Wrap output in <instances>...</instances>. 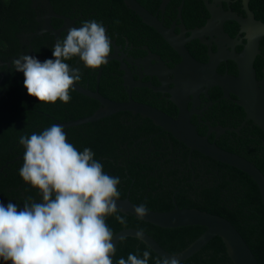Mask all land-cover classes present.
Instances as JSON below:
<instances>
[{
    "label": "trees",
    "instance_id": "1",
    "mask_svg": "<svg viewBox=\"0 0 264 264\" xmlns=\"http://www.w3.org/2000/svg\"><path fill=\"white\" fill-rule=\"evenodd\" d=\"M72 1L51 0V3L56 12L68 15ZM105 1L107 0H102L103 4ZM110 1L115 2L117 8H121L118 9L116 17L122 16L123 10H128L139 22H142L138 15L126 7L123 0ZM138 1L151 12L158 5L152 6L148 4L147 0ZM190 1L185 0L184 16L187 14L193 16L194 14L192 11H187ZM179 3L180 0H172L174 6ZM86 9L91 10L92 6H87ZM263 14L264 12H257L255 16L264 21ZM36 15L33 0H0L1 61L6 62L20 49L27 48L21 42L19 33L29 32L40 27L41 22L36 18ZM60 23L61 20L53 19L55 26ZM31 41L34 51L54 59L52 55L53 35L44 33L41 36H35ZM260 47L264 50V37ZM65 62L70 67H80L76 59ZM81 71L80 81L94 80L95 82L98 70L81 69ZM104 79L107 78L103 73L101 75L102 83L106 81ZM23 81L24 74L22 72L16 71L13 66L9 67L7 64L0 63V202H3L5 206L12 202L23 207V204L26 201L31 202L32 198L37 202L41 200V195L37 196V193L40 192L39 189L27 185V182L19 175L20 159L16 158L24 153L23 146L19 144L20 136L43 131L41 127H50L53 124V118L59 120L77 119L93 113L99 106L97 100H89L87 96L71 89L69 94L79 95L86 100L82 106H79V113L69 114L56 107L54 103L39 102L36 97L30 96ZM100 91L114 100L124 98L107 87L101 88ZM46 112L53 116H46ZM129 115L134 114L130 111H122L94 122L70 127L68 132L64 131L67 133L68 142L72 143L78 151L82 152L84 148H90L95 154L94 159L102 163L104 172L120 178L121 183L117 186L120 192L119 198L129 197L137 204H143L149 209L159 211L173 209L175 199L181 208L194 207L222 215L235 225L260 264H264V205L256 182L247 173L221 162L219 174L213 180V185L207 186V182H205L194 188L193 182L187 181L192 177V174L184 178L183 185L179 184L180 179L176 172L168 170L166 167L168 160L162 167L163 163L157 159L154 161L148 159L142 162V160H137L138 157L126 155L127 150L133 145L134 139L132 138L146 133L142 132L143 128L137 129L136 126L130 124L131 122L127 123L126 117ZM241 154L254 162L264 173V158L254 157L249 153L241 152ZM116 215L123 216L126 224L119 223L115 218ZM105 219L113 234L123 228L135 227L149 233L170 252L183 250L206 230L205 226L198 224L174 228L161 227L137 218L131 213L121 211ZM145 250L151 253L149 264H156L158 259H163L139 238L124 237L116 247L113 264H117L121 257L127 259L129 253L142 257ZM0 264H11V262H5L0 258ZM180 264H234V262L228 256L222 238L215 236Z\"/></svg>",
    "mask_w": 264,
    "mask_h": 264
},
{
    "label": "flooded vegetation",
    "instance_id": "2",
    "mask_svg": "<svg viewBox=\"0 0 264 264\" xmlns=\"http://www.w3.org/2000/svg\"><path fill=\"white\" fill-rule=\"evenodd\" d=\"M162 1L147 0L148 4L152 6L158 4L153 8L154 11L152 13L162 20L166 26H173L177 33L183 30L188 37L193 29L199 30L207 25L211 14L204 0L190 1L187 11H192L194 13L191 12L193 16L188 14L184 16L183 9L185 0H180V3L176 6L170 0L165 10L160 9ZM182 2L183 7L180 16L179 6ZM217 5H221L225 10H232L240 15H246L242 0L222 1L221 3H217ZM33 6L37 12L36 18L42 23L43 15L46 13L43 0H33ZM87 6H92V9L87 10ZM249 6L255 15L257 12H264V0H250ZM118 9L121 8H117L115 2L110 0L105 1L104 4L102 0L72 1L71 9L67 16L74 19L76 24H82L87 20H96L102 23L106 28L109 38L113 41V43L111 42V53L116 50L117 55L122 56V61L113 59L100 67L101 75L104 73L107 78L104 79L106 80L104 83H102L101 76L98 78L100 68H84L82 67L83 62L79 57H73L72 59H76L81 69L98 70L95 82L94 80H82L76 83L81 87L93 91H100L101 88L107 87L118 96H124V98H118L117 101H126L132 97L136 101L164 111L173 118L178 117L180 111L179 104L183 103V95L187 94L185 102L191 110L190 120L196 126L200 135L207 137L210 142L216 143L221 148L241 156H243L241 154L243 152L249 153L254 157L260 156L264 158V132L251 119L246 120L247 114L245 109L235 101L237 96L230 92L228 97H224V90L221 86L213 85L209 87L207 84L202 83L204 80H210L206 76V74L208 75V71L207 73H203L196 69H189L185 71V75L182 72H177L182 63V57L177 51L154 28L144 22H139L128 10H123L124 14L116 17ZM231 21L229 20L224 23V31L231 37H235L240 32V27L238 23L236 24ZM61 24L62 20L58 26L53 25L58 28ZM26 33L28 32L22 31L19 33V36L23 45L27 46V48L20 49L15 56L10 57L6 62L11 61L12 63L14 59L22 54L33 55L40 61L41 59L45 61L50 58V56L34 51L31 41L34 37L26 36ZM222 33L224 32L222 31ZM66 35L62 33L60 38ZM243 36L244 33H241L239 37L242 38ZM202 37L206 43L198 38H194L186 45L195 59L202 64H208L211 53H216L220 50L219 44L215 43L216 39L220 42V38L218 35H214L213 37L210 34H202ZM28 41H30V44ZM30 48L31 50H29ZM223 48L232 50V47L228 44H224ZM242 49V45H236L234 48L237 52H240ZM260 49L261 53L258 55L260 59H258V56L256 57L254 66L257 79L264 80V50L261 47ZM152 54L159 55L162 62L160 60H151L153 57L149 59V62H144ZM138 59L142 60L139 64H137ZM0 63L4 64L1 60ZM122 65L128 70L129 76L127 78H124L126 72L121 68ZM8 66L12 67L13 64ZM216 71L220 74H227L234 77L239 75L238 64L230 58L219 61L216 65ZM125 80H130L131 84H125ZM179 80L182 82V91L176 93L175 90L179 87ZM137 82L140 84L149 83V85H136ZM69 95L71 99L68 103L57 100L54 105L74 115L80 112L79 106H82L86 99L76 94ZM175 98L178 101L175 102ZM88 99L93 98L88 97ZM45 114L48 117L53 116L48 112ZM138 115L127 116V123L131 122L130 124L136 126L137 129L143 128L142 132L144 131L146 133L141 134L137 138H132L134 142L127 150V156L133 155L135 158L138 157L137 160H142V162L148 159L150 161L157 159L160 163H163L162 167L165 166V162L168 160L166 167L168 170H174L176 172L180 179L179 184L181 185L185 183L184 178L190 174H192V177L187 179V181H192L194 188L203 185L205 182H207V186L213 185V180L219 174L221 168L220 161L202 154L197 150H191V147L186 143L178 140L162 127L155 125L151 119H146L141 115L139 117ZM65 121L68 120L53 118L52 122L53 124H58ZM218 127L223 128V130L218 131L215 129ZM63 128L68 132V128L70 127ZM41 129L44 130L46 128L41 127ZM130 151L132 152L129 153ZM23 154L18 155L16 158L20 159V166L23 165ZM27 185L30 186L28 183ZM23 194L25 193L23 192ZM39 195L40 192L37 193V196ZM32 200L36 199L32 198Z\"/></svg>",
    "mask_w": 264,
    "mask_h": 264
},
{
    "label": "clouds",
    "instance_id": "3",
    "mask_svg": "<svg viewBox=\"0 0 264 264\" xmlns=\"http://www.w3.org/2000/svg\"><path fill=\"white\" fill-rule=\"evenodd\" d=\"M112 51L105 26L87 20L70 27L67 35L52 46L53 58L41 62L30 54L12 61L24 74V87L39 102L68 103L69 92L81 80L82 71L65 61L79 57L84 68L98 69L108 62ZM24 148L21 178L39 189L41 200L26 201L23 207L0 202V258L11 264H113L116 246L106 217L116 214L120 192L119 177L106 174L90 148L78 151L68 142L62 125L21 135ZM139 218L147 214L144 205L134 207ZM116 220L126 224L123 216ZM138 238L141 234L138 233ZM151 253H129L117 264H149ZM156 264H180L165 257Z\"/></svg>",
    "mask_w": 264,
    "mask_h": 264
},
{
    "label": "water",
    "instance_id": "4",
    "mask_svg": "<svg viewBox=\"0 0 264 264\" xmlns=\"http://www.w3.org/2000/svg\"><path fill=\"white\" fill-rule=\"evenodd\" d=\"M169 1L170 0H163L160 5V9L165 10ZM204 1L211 14L207 21V25L199 30L193 29L190 36L187 37L186 33H184L182 29L180 33H177L173 26H166L162 20L149 11L138 0H123L127 8L137 14L141 18L142 22L154 28L182 57V63L177 72H182V74L185 75V71L189 69H196L203 73H207L208 71V75L206 74V76H208L210 80H204L202 83L207 84L209 87L213 85L221 86L224 90V97H228L230 92L234 93L237 96L235 101L246 111V120L251 119L254 124L258 125V127L264 132V80L257 79L256 69L254 66L256 57L261 53L260 43L264 37V21L256 18L255 13L249 6L250 0H242L243 9L245 10L246 15H240L232 10H225L221 5H217V3H221L222 1L229 2L230 0ZM43 3L46 8V13L43 15V22L41 23V26L36 30L26 33V36H41L48 32L54 36V45L61 37L62 33L67 34L68 28L73 26H82V24H76L75 20L71 17L56 12L51 0H43ZM182 7L183 2L179 6L180 16ZM53 18L62 20L60 27L57 28L53 25ZM229 20L235 21L239 24L240 32L235 37H231L224 31V23ZM180 27L182 26L180 25ZM222 31L224 33H222ZM241 33H244L242 38L239 37ZM202 34H210L213 37L214 35H218L220 38V42L218 39L215 40V43L219 44L220 50L216 53H211L208 64H202L195 59L189 52L186 45L194 38H198L202 42L206 43ZM111 42L113 43L112 40ZM28 43L30 44V41H28ZM224 44H228L232 47V50L223 48ZM236 45H242L243 49L240 52L235 51L234 48ZM29 50H31V48ZM151 57H153L151 60H160L162 62L161 57L155 54L148 56L144 62H149ZM225 58H230L238 64V76L234 77L227 74H220L216 71V65L219 61ZM113 59L122 61V56H118L117 51L115 50L110 53L108 62ZM41 61H44V59H41ZM140 62H142V60L138 59L137 64ZM4 64L11 65L12 63L10 61ZM121 68H123L126 72L124 78H127L129 76L128 70L125 69L124 65H122ZM100 76L101 68L99 69L98 78ZM125 84H131L130 80H125ZM136 85L148 86L149 83L140 84L137 82ZM73 89L83 95L99 101L100 106L88 116L61 122L58 123L59 125H62L63 127L78 126L94 122L122 111H130L134 114H139L142 117L151 119L155 125L162 127L175 138L186 143L189 147H191V150H197L217 161L236 167L247 173L258 185L264 205L263 171L251 160L237 153L223 149L216 143L210 142L207 137L199 134L196 126L190 120L191 110L185 102L187 94L183 95L182 100L184 101L182 104H179L180 111L178 117L173 118L164 111H161L151 105L136 101L132 97L126 101H117L104 96L99 90L93 91L91 89L81 87L77 83L74 84ZM181 91L182 82L179 80V87L175 90V92L179 93ZM171 92L174 94L173 91ZM174 101L176 102L178 100L175 98ZM215 129L218 131L223 130L221 127ZM117 203L121 212L131 213L139 218L134 212V207L143 204H137L131 201L129 197L119 198ZM174 204V208L167 211L153 210L146 207L147 214L140 219L166 228L194 224L205 226L206 230L193 240L186 248L178 252H170L149 233L135 227L123 228L114 233V245L117 247L120 240L127 236L138 238L137 234L140 233L141 238L139 239L145 242V244L148 245L158 256L161 258L175 256L181 262L199 251L213 237L219 236L222 238L227 254L234 264H260L243 235L229 219L222 215L194 207L181 208L177 205L175 199ZM113 257L114 256L111 258L113 259Z\"/></svg>",
    "mask_w": 264,
    "mask_h": 264
}]
</instances>
